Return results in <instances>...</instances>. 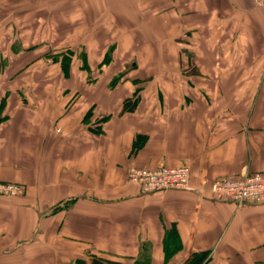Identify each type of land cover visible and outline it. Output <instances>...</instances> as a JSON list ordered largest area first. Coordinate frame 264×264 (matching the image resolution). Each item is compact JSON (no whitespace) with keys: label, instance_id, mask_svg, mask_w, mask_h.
<instances>
[{"label":"crops","instance_id":"crops-1","mask_svg":"<svg viewBox=\"0 0 264 264\" xmlns=\"http://www.w3.org/2000/svg\"><path fill=\"white\" fill-rule=\"evenodd\" d=\"M183 164L190 191L126 179ZM250 173L264 175L253 0H0V185L23 190L0 195V264H264V204L208 192Z\"/></svg>","mask_w":264,"mask_h":264},{"label":"built area","instance_id":"built-area-1","mask_svg":"<svg viewBox=\"0 0 264 264\" xmlns=\"http://www.w3.org/2000/svg\"><path fill=\"white\" fill-rule=\"evenodd\" d=\"M254 5L263 10L264 0H253ZM191 169L188 164L177 168L158 167L156 169L130 167L126 179L131 185L137 186L144 195L169 191H190ZM22 188L13 184L0 185V195L14 197L22 193ZM201 187L197 193L202 196ZM208 192L212 200L218 203H231L236 207L244 205L264 204V175L250 173L241 178H221L210 185Z\"/></svg>","mask_w":264,"mask_h":264},{"label":"rangeland","instance_id":"rangeland-1","mask_svg":"<svg viewBox=\"0 0 264 264\" xmlns=\"http://www.w3.org/2000/svg\"><path fill=\"white\" fill-rule=\"evenodd\" d=\"M81 52L82 51H80V50H76L75 52H74V54L77 56V60H78V64H79V66H84V58H83V56L81 55ZM103 67V66H102ZM129 69H130V66L128 67ZM135 78H137L136 76H131V77H127V79L128 80H133V79H135ZM124 78H118V79H116L115 81H117V83L120 81H122ZM93 81H94V77H89L88 78V82L90 83V84H92L93 83ZM135 81V80H134ZM136 81H138V80H136ZM116 83V84H117ZM142 84V82L141 81H138V85H141ZM132 101H133V98L132 99H130V101H128V102H126L125 104H126V107L128 108L129 107V103H132Z\"/></svg>","mask_w":264,"mask_h":264},{"label":"trees","instance_id":"trees-1","mask_svg":"<svg viewBox=\"0 0 264 264\" xmlns=\"http://www.w3.org/2000/svg\"><path fill=\"white\" fill-rule=\"evenodd\" d=\"M109 54H110V51H109ZM109 55L107 54L106 56H105V58H104V60L102 61V63H101V66L102 65H108V63H109ZM67 64H68V62H67ZM83 69H86L87 70V67H86V64H85V62H84V66H83ZM85 70V71H86ZM115 84L117 83V81H115L114 82ZM114 85V84H113ZM136 100V99H135ZM126 107V104H125V106H124V108ZM196 257V255H193L192 256V259H194ZM204 257V256H203ZM92 264H118V263H113V262H107V261H104V260H100V259H94L93 261H92Z\"/></svg>","mask_w":264,"mask_h":264}]
</instances>
